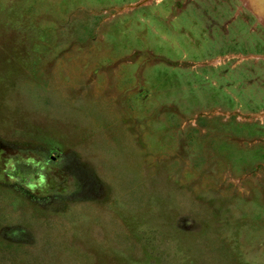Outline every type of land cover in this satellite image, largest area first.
I'll return each instance as SVG.
<instances>
[{"label":"rangeland","instance_id":"obj_1","mask_svg":"<svg viewBox=\"0 0 264 264\" xmlns=\"http://www.w3.org/2000/svg\"><path fill=\"white\" fill-rule=\"evenodd\" d=\"M0 264H264V0H0Z\"/></svg>","mask_w":264,"mask_h":264}]
</instances>
